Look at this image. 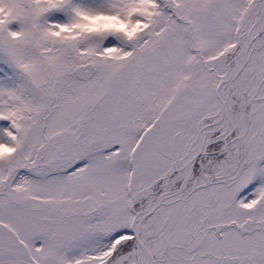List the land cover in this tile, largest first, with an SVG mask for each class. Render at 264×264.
<instances>
[{
    "label": "snow or ice",
    "instance_id": "snow-or-ice-1",
    "mask_svg": "<svg viewBox=\"0 0 264 264\" xmlns=\"http://www.w3.org/2000/svg\"><path fill=\"white\" fill-rule=\"evenodd\" d=\"M0 264H264V0H0Z\"/></svg>",
    "mask_w": 264,
    "mask_h": 264
}]
</instances>
